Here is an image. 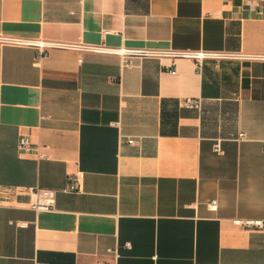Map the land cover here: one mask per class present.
Here are the masks:
<instances>
[{"label": "crops", "instance_id": "1", "mask_svg": "<svg viewBox=\"0 0 264 264\" xmlns=\"http://www.w3.org/2000/svg\"><path fill=\"white\" fill-rule=\"evenodd\" d=\"M0 35L59 44L0 51V264H264V0H0Z\"/></svg>", "mask_w": 264, "mask_h": 264}, {"label": "built area", "instance_id": "2", "mask_svg": "<svg viewBox=\"0 0 264 264\" xmlns=\"http://www.w3.org/2000/svg\"><path fill=\"white\" fill-rule=\"evenodd\" d=\"M16 45V46H28L32 47L36 50V60L41 59L46 52L47 48L58 46L59 44H55L52 42H46L40 39H29V38H20V37H11V36H2L0 35V51L1 48L5 45ZM87 48V47H85ZM105 50V49H104ZM110 52H116L119 56H126L128 54H138V55H159V52H145L141 50H126V49H119V50H108ZM171 56H183L192 59L195 62V66L198 70H200L201 61L204 58H216L219 56H225L226 54H216L211 52H169ZM251 58L264 61V54H256L252 55ZM174 72V68L170 70ZM185 105L188 108H197L199 106V101L194 99H188L185 101ZM240 138L242 134L238 135ZM128 143H133L134 140L129 139L127 140ZM19 147L26 149L28 147V142L26 138L21 137L19 140ZM215 151H219V147H214ZM77 189L76 186L70 185L65 191H72ZM28 193L31 197L29 204L32 209L35 211H47L53 207L54 198H55V191L52 189H41V188H31L28 190ZM208 207L210 210L214 211L216 209V200H211L208 203ZM232 223L238 225L244 229H262L264 227V221L262 220H254V219H243V218H235L232 220ZM20 225V224H18ZM107 253H109L113 258L118 257V253L115 249H108ZM96 264H110L107 261H98Z\"/></svg>", "mask_w": 264, "mask_h": 264}]
</instances>
